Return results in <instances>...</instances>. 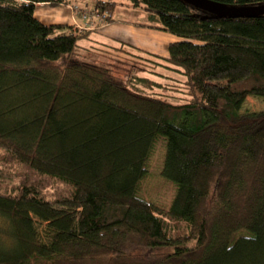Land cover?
Listing matches in <instances>:
<instances>
[{
  "label": "trees",
  "instance_id": "16d2710c",
  "mask_svg": "<svg viewBox=\"0 0 264 264\" xmlns=\"http://www.w3.org/2000/svg\"><path fill=\"white\" fill-rule=\"evenodd\" d=\"M82 1L0 0V163L18 181L0 173V264H264V111L241 113L264 99V16L130 0L135 26L179 39L163 58L34 15L75 4L117 23V1ZM160 142L163 208L141 193Z\"/></svg>",
  "mask_w": 264,
  "mask_h": 264
},
{
  "label": "rangeland",
  "instance_id": "374dc122",
  "mask_svg": "<svg viewBox=\"0 0 264 264\" xmlns=\"http://www.w3.org/2000/svg\"><path fill=\"white\" fill-rule=\"evenodd\" d=\"M83 4L82 0H78ZM118 3V6L116 8V12L114 15V19L116 22L124 21L128 23H147L148 21L145 19L146 14L142 10L135 9L130 0H115ZM50 8V7H48ZM57 8V7H54ZM52 8V9H54ZM48 21V20H46ZM96 22L100 23L101 26H106L110 24L101 23V19H96ZM153 31V30H152ZM155 31V30H154ZM158 31V30H157ZM147 38L144 37V39L140 40L138 34H134L132 37V41L135 43H138L141 45L145 50L148 52V49L152 52H157L162 54L164 51H167L168 49V43L169 42H153L152 40L146 41ZM140 42V43H139ZM85 45V42L82 43ZM82 45V46H83ZM148 47V49H147ZM84 52H82L83 54ZM150 53V52H149ZM140 54V53H139ZM142 54V53H141ZM86 61L90 62V58H83ZM125 70H127L126 67H123L121 64L118 63L117 65V71L116 74L118 77H121L124 79V76L126 75ZM124 71V72H123ZM260 111H264V99L260 97H249L247 98L246 102L243 104V108L241 110V113L248 114V113H259ZM165 152V144L163 142H160V144L157 146L156 151L154 152L153 157L149 161V174L148 178L144 181L142 185V196L145 199L152 200L156 204H158L160 207H169L171 201L173 200V195L175 193V187L171 183H169L162 175V167H163V159ZM0 173H3V179L2 181H5L7 183V186H11L13 184L18 183L16 179L9 178L10 173L6 169V166L0 163ZM58 187V188H56ZM52 192V193H51ZM54 192V193H53ZM50 198L52 197H62V196H69L71 191L69 188L64 184L59 185H52L50 187ZM35 220V227L40 235L41 239L44 241H47L49 228L47 227V224L39 219ZM142 252L140 255L146 256Z\"/></svg>",
  "mask_w": 264,
  "mask_h": 264
},
{
  "label": "crops",
  "instance_id": "0c3cea01",
  "mask_svg": "<svg viewBox=\"0 0 264 264\" xmlns=\"http://www.w3.org/2000/svg\"><path fill=\"white\" fill-rule=\"evenodd\" d=\"M80 4V3H79ZM73 5H67L65 7L60 8H38L36 9L34 15L36 16L37 20L45 25H70L86 32L91 31V35L93 38H101L104 40L113 39L119 42H124L126 44L131 45L132 47H137L141 50H145L141 45L132 41V37L134 34H138L140 40L147 38L146 41L152 40L159 44V42H169L168 45L171 43L178 42L175 36L160 32L157 30H151L148 28H140L135 26L132 23L128 22H117V23H110V25L101 26L100 23L93 21L90 16L85 17V15L78 10L74 12L72 10ZM81 8L84 9V5H80ZM90 10V9H88ZM48 20V21H46ZM140 43V42H139ZM148 49V47H147ZM145 52V51H144ZM148 52L153 55H158L163 58H167L169 56L168 50L164 51L162 54L155 53L148 49Z\"/></svg>",
  "mask_w": 264,
  "mask_h": 264
},
{
  "label": "water",
  "instance_id": "95a60500",
  "mask_svg": "<svg viewBox=\"0 0 264 264\" xmlns=\"http://www.w3.org/2000/svg\"><path fill=\"white\" fill-rule=\"evenodd\" d=\"M185 4H189L194 8L200 9L208 14H213L216 17H227V18H255L264 16V5L254 7H229L223 3L216 2L214 0H181Z\"/></svg>",
  "mask_w": 264,
  "mask_h": 264
},
{
  "label": "built area",
  "instance_id": "2783aa9c",
  "mask_svg": "<svg viewBox=\"0 0 264 264\" xmlns=\"http://www.w3.org/2000/svg\"><path fill=\"white\" fill-rule=\"evenodd\" d=\"M74 9H77V6H76V8H74ZM74 9H73V10H74ZM86 16H87V17L90 16V18H91L93 21H95L96 19H98V20L100 19L99 14L96 13V12L88 13Z\"/></svg>",
  "mask_w": 264,
  "mask_h": 264
}]
</instances>
